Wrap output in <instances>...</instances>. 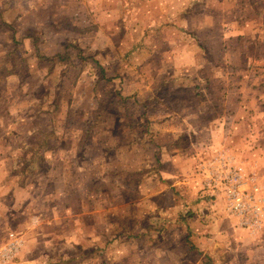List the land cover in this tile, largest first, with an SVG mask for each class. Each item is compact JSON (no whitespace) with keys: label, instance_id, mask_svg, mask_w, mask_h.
Here are the masks:
<instances>
[{"label":"rangeland","instance_id":"1","mask_svg":"<svg viewBox=\"0 0 264 264\" xmlns=\"http://www.w3.org/2000/svg\"><path fill=\"white\" fill-rule=\"evenodd\" d=\"M34 1L41 7L30 6L28 20L37 27L32 33L43 29L42 39L34 34L41 39L35 43L46 52L59 45L56 50L63 52L55 56L59 67L45 54L43 63L26 54L25 63L19 51L33 49L32 38L13 40L11 29L0 24V63L9 64L0 68V248L11 233L28 240L22 255L18 251L8 260L1 256L5 246L0 249V264H102V258L105 264H264V242L252 244L245 233L237 248L221 241L215 257L203 256L181 225L172 226L165 214H149L150 196L139 191L153 183L136 178L153 173L151 167L164 172L165 153L142 141L165 119L162 114H196L200 122L222 119L228 125L235 121L237 101L243 102L239 96H263L234 123L244 120L263 135L264 0H146L156 22L141 15L145 2L139 0ZM188 2L191 14L181 26V8ZM54 13L59 25L52 23ZM169 19L172 25L165 23ZM54 27L61 30L60 44L52 37ZM12 71L29 83L27 96L18 89L13 96L3 94L2 75ZM53 84L59 92H49ZM30 111L38 129L56 121L79 134L57 142L2 127L10 113ZM50 111V121L40 114ZM180 139L175 145L182 148L186 141ZM43 141L60 143L63 153L47 161L38 152L30 159L24 146ZM168 161L179 173L189 168L181 160ZM8 183L12 190L1 188ZM23 185L28 191L16 194L15 187Z\"/></svg>","mask_w":264,"mask_h":264},{"label":"crops","instance_id":"2","mask_svg":"<svg viewBox=\"0 0 264 264\" xmlns=\"http://www.w3.org/2000/svg\"><path fill=\"white\" fill-rule=\"evenodd\" d=\"M145 1L146 0H139L140 3H144ZM147 3L148 2H145V7L140 10L141 15L145 16V18L147 17L149 22H156L158 19L157 13L153 12L154 8L152 7L149 8L148 14ZM189 4L190 3L188 2L181 8V10H183L180 14L181 26L186 25V21L189 20L190 11L187 9ZM0 6L3 8L0 24L5 25L7 29H11V38L13 40L14 36H18L22 39L24 37L28 39L32 38L34 42V45H32L33 49H22L19 51L22 55L21 59L26 63L27 59L29 58L26 54H29L37 56L39 63H43L46 58L42 56V54H45V56L47 55V60H53V67H59L61 60H57L55 56L61 54L63 51H61V49L56 50V48L60 47L59 45H55V47L54 44L52 49L47 50V52L45 49H42L37 43H41L42 33L40 31H43V29H38V33L40 34H38L36 31L32 33V28L36 30L37 27L34 21L28 20L31 11H34V9L30 8V6H35L36 9H40L41 5L39 2L36 3L34 0H32V3L30 0H0ZM56 6L58 5L55 3L54 7ZM150 6L152 5L150 4ZM133 7V12L136 14L135 6ZM165 7L167 8L166 5ZM167 15L170 16L169 14ZM52 23L59 25L57 15L55 13L52 15ZM165 23L172 25L173 21L169 19L166 20ZM169 25L166 26L173 28V26ZM163 26L164 22L161 27ZM60 31L61 30L59 29L56 30L55 27L53 28V39L60 38ZM34 34H38L37 37L41 38L40 41ZM35 40H37V43H35ZM28 42L32 41L30 40ZM58 44H60V39L58 40ZM7 63L8 62L0 63V68L9 67V64ZM59 69L60 75H62V69ZM19 77H21V74L18 75L17 72L14 71L3 73L2 79L5 80L6 85V87L3 88V94H7V97L13 96V90L18 89L20 90L21 94L24 92L25 96H27L28 93L25 92V87H28L29 83L24 84L23 79ZM40 82H42V80ZM52 89L54 90V93L59 92V89H57L54 84L52 88L48 89L49 92H51ZM238 91L241 92L243 90L238 89ZM239 97L243 98V102L240 100L237 101V97H235V100L238 104L236 105V111L234 110L235 115L234 111L232 112L233 114L231 113V116L232 118H235V121H231V123L228 125H226L225 121L222 124V119H219L220 121L212 120L200 122L198 120L199 117L196 114L191 117H185L179 114L178 116H169L170 113L166 115L162 114L163 118L165 119H160L161 122H159V125L155 124L151 127V136L142 139V141L147 142V144L152 149H159L161 153H165L167 158V161H165L162 166L164 171L163 173H158L155 171V167H151L153 173L149 171L150 174L148 173L145 176H140L139 178L136 177L139 183H153L152 189L146 190L145 188H140L139 191V193L143 194L145 197H151H148L151 204L149 205V214L152 216L165 214L167 216L168 223H170L172 226L181 225L182 231L185 233L184 235H187V240L192 243V246L195 244L197 250L203 251V256L206 254H211L215 257V249L221 244V241H229V247L234 244V246L237 248L239 246V234L243 235L245 233L246 238H248L252 244L259 242L258 240L264 242V224L262 229L256 233L240 228L237 224V219L226 213L225 203L222 196L219 195L216 198L211 197L209 192L203 189L204 176L201 173V167L202 165H205L207 158L211 157L216 151H224L228 154H233L238 162H240V164L243 166L258 167L260 180L264 182V127L262 132L263 135H258L255 134V129L252 124H250L251 128H248V124L243 125V123L246 122L244 120H242L240 124L234 125V123L240 120L241 116H247L245 109L249 107V104H253L256 100L260 101L263 96L252 95L250 97L249 95H244ZM10 104L11 102L9 103V106ZM13 107L15 106L13 105L12 108ZM20 113H10L9 117L11 120L9 124H2V127L8 128L11 133L20 134L26 132L29 135L36 133L41 135L43 138H46V140L49 138L57 142H63V140L68 137L69 140L72 137H75L76 139L77 135L79 134L78 130L72 128L64 131L62 127H57L55 125L56 121H54V125H50L47 130L45 129V125L43 127L40 126L38 129L31 125V119L36 116L33 114V112L30 111L27 114ZM42 113H44L42 116L45 117V120L49 121L51 120L52 116L55 115L51 111L40 112V114ZM261 116L264 118V112L261 114ZM54 119H56V116ZM227 119L230 120V117H227ZM164 121H166L165 125L159 127ZM25 124L28 125L26 130L24 129ZM259 124L261 123L259 122ZM260 127L261 125H259V129ZM243 132H245V134H243ZM176 137L179 139L181 138L180 143H184L186 141L182 148H179L177 145H175V142L178 140L177 139L175 141ZM169 139H171V141ZM46 143L47 142L43 141L39 144L25 145V153H27L30 159H33V156L39 152L41 160L45 159L47 161L49 159L52 160L56 158L58 155H60L59 152L63 153L60 143H55L54 146H47ZM134 145L136 147L140 146L138 142H135ZM73 147L74 146H71L69 149L71 150ZM153 158L154 163L156 164L157 157ZM168 160H171L172 165L174 161L181 160V163L188 165L189 168L187 171H182V173H179V171L174 170V168L169 165ZM40 164L43 163L41 162ZM161 182L165 183L164 186H162L163 188H160L163 189V191L158 192L156 189L158 184ZM1 188L4 190H12L14 186H10L8 183L3 185ZM14 190L16 191V194L19 191L24 193L28 191V187L24 185L16 186ZM67 193L69 194L70 199L73 200L72 196H74V192L68 191ZM64 194H66V192ZM60 196L61 195H59V198ZM163 196L164 201H162ZM71 203H73V201ZM70 207L71 212H77L74 211V208L72 209V204H70ZM20 240L21 248L17 254L19 256L24 252L23 250L28 242V240L26 241L25 239ZM172 241H174V239ZM171 244L172 243L167 244V246H172ZM3 245L6 248L5 243ZM152 252L158 256L156 249H153ZM165 255L168 257L167 253ZM168 258L172 257L170 256ZM101 262L102 264H105L107 260L102 258Z\"/></svg>","mask_w":264,"mask_h":264},{"label":"built area","instance_id":"3","mask_svg":"<svg viewBox=\"0 0 264 264\" xmlns=\"http://www.w3.org/2000/svg\"><path fill=\"white\" fill-rule=\"evenodd\" d=\"M204 176L203 189L211 197L222 196L225 211L237 219L240 228L253 233L264 224V182L260 180L258 167L243 166L233 154L216 151L201 167ZM21 246L15 233L10 234L3 260L14 256Z\"/></svg>","mask_w":264,"mask_h":264}]
</instances>
